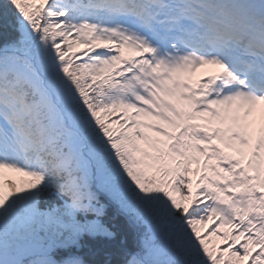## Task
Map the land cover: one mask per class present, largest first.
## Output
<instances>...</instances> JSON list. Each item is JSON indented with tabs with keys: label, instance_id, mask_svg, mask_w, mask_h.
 <instances>
[{
	"label": "snow or ice",
	"instance_id": "obj_1",
	"mask_svg": "<svg viewBox=\"0 0 264 264\" xmlns=\"http://www.w3.org/2000/svg\"><path fill=\"white\" fill-rule=\"evenodd\" d=\"M110 208L120 264H264V0H0V264Z\"/></svg>",
	"mask_w": 264,
	"mask_h": 264
},
{
	"label": "trees",
	"instance_id": "obj_2",
	"mask_svg": "<svg viewBox=\"0 0 264 264\" xmlns=\"http://www.w3.org/2000/svg\"><path fill=\"white\" fill-rule=\"evenodd\" d=\"M105 223L117 233L115 240L85 236L81 241L82 246L79 249H73L83 258L85 264H120L122 260L121 241L127 242L128 250L136 249V230L129 225L123 215L117 214L114 208H110L105 217ZM212 239L215 241L214 237ZM217 244L223 245L224 241L221 239V242Z\"/></svg>",
	"mask_w": 264,
	"mask_h": 264
},
{
	"label": "rangeland",
	"instance_id": "obj_3",
	"mask_svg": "<svg viewBox=\"0 0 264 264\" xmlns=\"http://www.w3.org/2000/svg\"><path fill=\"white\" fill-rule=\"evenodd\" d=\"M207 71H203L204 69H201L200 71L201 72H204V73H211V72H214V71H216L217 69H214V68H205ZM8 176H10V177H12V178H15V179H19V176L17 175V174H15V173H9V174H7ZM201 227V229H202V231L204 230V229H206L207 227H208V225H202V226H200ZM214 239H215V241L217 242V243H220L221 242V239H219L218 237H214Z\"/></svg>",
	"mask_w": 264,
	"mask_h": 264
},
{
	"label": "bare ground",
	"instance_id": "obj_4",
	"mask_svg": "<svg viewBox=\"0 0 264 264\" xmlns=\"http://www.w3.org/2000/svg\"><path fill=\"white\" fill-rule=\"evenodd\" d=\"M203 71H207L206 69H204Z\"/></svg>",
	"mask_w": 264,
	"mask_h": 264
}]
</instances>
